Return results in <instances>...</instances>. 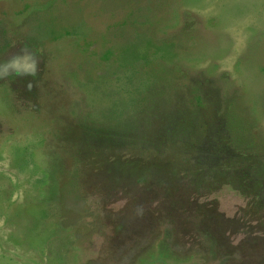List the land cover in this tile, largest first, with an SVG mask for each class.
Listing matches in <instances>:
<instances>
[{
	"label": "rangeland",
	"instance_id": "obj_1",
	"mask_svg": "<svg viewBox=\"0 0 264 264\" xmlns=\"http://www.w3.org/2000/svg\"><path fill=\"white\" fill-rule=\"evenodd\" d=\"M0 264H264V0H0Z\"/></svg>",
	"mask_w": 264,
	"mask_h": 264
}]
</instances>
